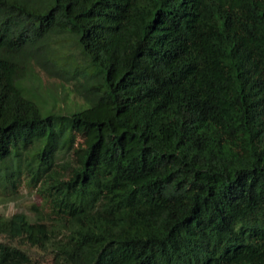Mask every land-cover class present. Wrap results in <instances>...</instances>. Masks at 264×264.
I'll return each instance as SVG.
<instances>
[{"label":"trees","instance_id":"1","mask_svg":"<svg viewBox=\"0 0 264 264\" xmlns=\"http://www.w3.org/2000/svg\"><path fill=\"white\" fill-rule=\"evenodd\" d=\"M23 183L0 264H264V0H0V202Z\"/></svg>","mask_w":264,"mask_h":264},{"label":"rangeland","instance_id":"2","mask_svg":"<svg viewBox=\"0 0 264 264\" xmlns=\"http://www.w3.org/2000/svg\"><path fill=\"white\" fill-rule=\"evenodd\" d=\"M43 80H44V86L45 87H50L51 89H53L54 91L60 93V94H64L66 92L67 100L69 102H71V99L73 98V94H71V92L68 91V88H62L60 86V84L58 83L57 80L52 79V78H47L44 75H42ZM62 102H59V105H61ZM67 107V106H66ZM86 107V104L82 101L81 104L75 106L74 108H70L69 106L67 108L71 109H67L66 111H72V110H78V109H82ZM84 135L79 133L78 134V140L82 141L84 139ZM40 202V198L37 195L36 191L34 189H29L25 183L21 184L19 187V191L16 195V198L12 201H8V202H0V216H7V215H11L14 212H18V211H23L26 213H30L29 208L30 206L35 203L38 204ZM1 239V237H0Z\"/></svg>","mask_w":264,"mask_h":264}]
</instances>
